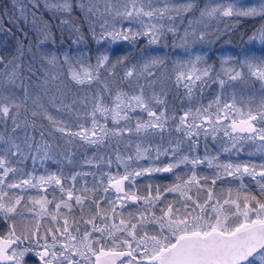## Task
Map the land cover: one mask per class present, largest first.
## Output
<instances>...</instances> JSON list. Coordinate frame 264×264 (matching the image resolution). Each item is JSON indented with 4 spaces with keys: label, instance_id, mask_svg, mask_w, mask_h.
Returning a JSON list of instances; mask_svg holds the SVG:
<instances>
[{
    "label": "snow or ice",
    "instance_id": "snow-or-ice-1",
    "mask_svg": "<svg viewBox=\"0 0 264 264\" xmlns=\"http://www.w3.org/2000/svg\"><path fill=\"white\" fill-rule=\"evenodd\" d=\"M241 18L261 23L240 56L221 58L217 70L206 54L190 55ZM13 27L24 39L0 54V264L30 256L35 264H264V0H11L0 7V33L15 35ZM169 36L188 59L165 51ZM121 43L129 50L113 59L108 46ZM236 82H259V102L255 94L238 101L235 91L229 99ZM213 84L220 92L205 105ZM70 85L83 93L70 98ZM173 89L189 104L179 115L168 103ZM221 132L224 153L247 145L261 160L222 161L207 144ZM77 144L89 170L37 173L56 154L74 164ZM205 165L211 175L198 173ZM156 173L174 179L138 183ZM218 182L236 186L217 191Z\"/></svg>",
    "mask_w": 264,
    "mask_h": 264
},
{
    "label": "trees",
    "instance_id": "trees-1",
    "mask_svg": "<svg viewBox=\"0 0 264 264\" xmlns=\"http://www.w3.org/2000/svg\"><path fill=\"white\" fill-rule=\"evenodd\" d=\"M23 2L27 3L28 0H23ZM199 2L201 3V5H203L204 3H210V4L221 3L223 2V0H199ZM238 2L242 4V0H238ZM260 2L261 0H252V1L248 0L246 3H244V5H250V4L259 5ZM41 5L43 6V0H41ZM0 7H11V0H0ZM41 10L43 11V15L45 19H51V13H49L47 10H44L43 7L41 8ZM77 15H79V13H77ZM56 22L57 23L59 22V18H57ZM225 22L231 23L232 20L229 19V20H225L224 22H221L219 24V28L223 29ZM4 23H5V27H12V25L8 24L7 20H5ZM260 23H261V20L259 18H255V19L241 18L240 24L237 25V27L233 29L232 32L223 36L216 44L211 45V46L195 45V46H192L188 50V52L193 57L197 54H200V55L206 54L208 63L214 64L216 69L218 70L220 67L221 58L240 56L244 52V50L247 47H249L246 44L247 36L251 34V28L259 25ZM216 26H217L216 22L213 21L211 27L215 28ZM21 27H24L25 31L29 32V37H32L31 31H29L27 27H25L23 24H21ZM13 32L15 33V35H11V36H9L7 33H0V44H3L5 42L7 44V47L0 48V54H4V53L11 54L14 51L15 42L17 38L19 37L20 39H24L23 35L19 31H17L15 27H13ZM242 33L244 34L243 36L241 35ZM25 43H27V41H25ZM177 43H179V41H177ZM168 44H169V48L165 49V51L173 52L174 53L173 59H176V58L188 59L189 58V55L185 53L184 48L177 47L173 49L171 47L172 45L171 36L168 37ZM90 46L94 52L96 45L91 44ZM80 47L83 48V45H81ZM108 47H110L111 49L110 55L113 59H115L116 57L120 55H123L126 51L129 50L127 45L123 43L111 45ZM153 47H159V46H153ZM73 51H76V46H73ZM70 88H71L70 98H71V94L81 95L84 91V89L78 88L73 85H70ZM233 91H235L238 101L242 95L245 97V99H247L249 95L255 94V102L258 103L262 95L260 91L259 82H254V86L252 85L243 86L239 82H236L234 85V88H229L226 90L225 95L230 99ZM219 92H220V88L218 84L211 85V87H208L205 89L202 95V98H201V102L207 105L208 101L214 99L215 95L218 94ZM183 95H184L183 89H180L179 95H177L176 91L173 89V91H171L168 96L169 105L172 107H175L178 115L180 114L181 108H187L189 106L186 100H184L183 102L180 100V97ZM49 111L51 112L53 116H56L60 119H69L68 116L62 113H58L56 109H49ZM42 122L45 124L46 127L48 126V122L46 120H43ZM200 139H201V143H200L198 152L199 154H204L205 138L201 137ZM226 139L227 138L223 137L222 132L219 134L218 138L215 141L212 139L211 136L207 137V144H208V147L211 153L215 154L216 152L219 151L220 158L222 160L255 161V162H259L261 160V157L259 155H252V156L247 155V150H248L247 145H246V151L244 153H240L239 155H236L233 153H224L221 149L223 146H225L224 141ZM59 142L63 144L62 140ZM72 150L76 153V155L73 158L75 161L74 164H69L67 160L64 159L63 156L56 154L55 159L47 160L43 163V165H41L40 162L38 161L35 165L37 173L39 174L40 172H43L45 169H47L48 171H58L61 168L66 174H71L72 172L77 171V170H80V171L89 170L88 166H83V167L80 166V161L83 159L84 149L79 148V145L77 144L75 146H72ZM93 151H94L93 148L91 147L87 148L88 155H91ZM161 159L164 163L168 162L167 158H161ZM145 162H148V161L146 160L141 161V164ZM23 166L26 168V170H31L33 168V162L30 159L26 160ZM114 169H115V165H113V170ZM211 174H212V169H210V172H208L207 175H211ZM88 179L91 180V177H89ZM173 179L174 177L172 174H157L150 178L149 177H145L141 179L139 178L138 183L145 184L148 182H154V183H159L161 185H164V184L171 183ZM244 182L246 184L249 183V179L245 178ZM222 186L223 187H228V186L235 187L236 183L233 182L231 185L229 184L221 185L220 182H218L216 186V190L219 191L220 187ZM77 215H79V213ZM3 227L4 225L0 224V230H2ZM28 260H30V257H28Z\"/></svg>",
    "mask_w": 264,
    "mask_h": 264
},
{
    "label": "rangeland",
    "instance_id": "rangeland-1",
    "mask_svg": "<svg viewBox=\"0 0 264 264\" xmlns=\"http://www.w3.org/2000/svg\"><path fill=\"white\" fill-rule=\"evenodd\" d=\"M248 0H242V4H244V3H246ZM250 1H252V0H250ZM250 5H252V4H250ZM200 155H203V154H200ZM221 159V158H220ZM222 160V159H221ZM223 161V160H222ZM164 163V162H163ZM165 163H167V162H165ZM147 164H148V162H145V163H143V165H145V166H147ZM181 172H184V171H186V169L184 168V166H181V168L179 169ZM51 172H56V171H51ZM208 172H210V169L209 168H207V166L205 165V166H199L198 167V173L199 174H208ZM157 174H170V173H156V174H153L151 177H153L154 175H157ZM190 174V173H189ZM150 178V177H149ZM141 179V178H140ZM138 180H139V178H138ZM49 198H51V197H49ZM173 198V194H169L168 195V199L169 200H171ZM78 214V213H77ZM35 259H37L36 257H34V256H30V260H28V257L26 258V260H27V264H35Z\"/></svg>",
    "mask_w": 264,
    "mask_h": 264
},
{
    "label": "flooded vegetation",
    "instance_id": "flooded-vegetation-1",
    "mask_svg": "<svg viewBox=\"0 0 264 264\" xmlns=\"http://www.w3.org/2000/svg\"><path fill=\"white\" fill-rule=\"evenodd\" d=\"M35 261H36V259H35Z\"/></svg>",
    "mask_w": 264,
    "mask_h": 264
}]
</instances>
